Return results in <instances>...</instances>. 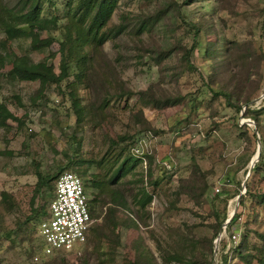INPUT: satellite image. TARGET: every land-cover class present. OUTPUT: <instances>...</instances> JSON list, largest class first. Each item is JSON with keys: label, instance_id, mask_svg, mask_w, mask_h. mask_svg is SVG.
Masks as SVG:
<instances>
[{"label": "rangeland", "instance_id": "rangeland-1", "mask_svg": "<svg viewBox=\"0 0 264 264\" xmlns=\"http://www.w3.org/2000/svg\"><path fill=\"white\" fill-rule=\"evenodd\" d=\"M26 1L0 0V9L16 11ZM170 1L177 8L171 5L150 31L136 33L138 20ZM184 2L117 0L107 28L125 30L97 50L83 48L88 61L82 79L73 78L72 64L67 80L38 93L37 82H9L4 77L9 63L0 67V104L19 119L0 128V264H219V241L214 243L219 222L221 254L244 232L248 248L256 246L255 232L264 233V203L247 196L245 186L250 194L264 190V167L248 173L261 147L264 159V111L258 128L243 114L246 106H264V0ZM64 3L41 4L43 17L58 19L48 32L31 31L39 39L53 38L47 48L30 51L28 40H6V51L32 62L46 60L58 74ZM71 82L86 111L80 123L67 96ZM176 97H183L179 105H153ZM120 152L154 161L156 189L145 184V158L119 180L127 210L117 214L123 226L113 229L115 243L105 240L98 248L90 239L81 251L51 257L38 252L34 211L45 206L48 211L50 199L44 188L36 195V173H60L69 161L75 170L87 169V180L90 174L107 178L102 164ZM142 187L151 199L139 208L132 197ZM87 192L96 200L93 220L99 222L107 205L98 202L97 191ZM234 214L239 218L231 228L233 243L223 225ZM227 264L244 263L229 253Z\"/></svg>", "mask_w": 264, "mask_h": 264}, {"label": "trees", "instance_id": "trees-1", "mask_svg": "<svg viewBox=\"0 0 264 264\" xmlns=\"http://www.w3.org/2000/svg\"><path fill=\"white\" fill-rule=\"evenodd\" d=\"M47 0H27L24 2L20 9L12 10L1 8L0 9V33L3 35V39L0 40V67L4 63H9L10 69L6 72L4 77L9 82H37L39 85V92H41L45 87L49 85H58V83L63 80H67L69 68L72 66L75 68L73 73L74 79H82L84 77L85 65L88 61V54L83 51L84 47H88L92 50H97L106 41L112 40L117 35L125 30L123 25L113 26L107 28L110 16L115 9L117 0H65V18L66 24L62 27L64 31L62 32L61 41L58 42V74L54 73L53 66L46 62V60L32 62L30 58L26 56L17 57L11 52H7V46L5 45L6 40L13 42L16 40H28V48L30 51H41L47 48L52 42L53 38L46 37L44 39H39L31 35V31H35L38 34L48 32L52 28L56 27L57 20L56 17L45 18L42 16L41 4ZM189 0H185L184 3ZM195 1V0H194ZM167 3H172L167 2ZM177 8L176 4H168L163 6L160 10L156 11L154 14L149 15L143 19L137 21L136 33L148 32L159 21L164 17L172 6ZM74 32V36L71 35ZM189 52H186V56ZM186 59V57H185ZM2 75V74H0ZM264 81V78H263ZM73 82L68 83L69 91L67 93L70 109L75 116V122L80 123L86 114L85 109L80 105L78 97L74 93ZM183 100V97H176L173 99H164L163 101L154 100L153 105L156 106H174L179 105ZM239 111V108H236ZM264 111V106L256 110H249L248 106L245 108L243 114L244 117L251 119L258 128V116ZM8 120L15 121L19 124V119L15 118L1 103L0 104V128L6 129ZM240 128V127H237ZM255 132L258 131L255 129ZM254 138V134L252 135ZM121 139V138H120ZM73 145L74 142H71ZM263 149L260 148L259 157L257 162L253 165L251 172L257 173L262 167H264L263 159ZM121 152L117 154L113 161H108L102 164L103 167L107 168L109 171V176L107 178L100 177L97 178L93 174H90V179L85 178L87 169L75 170L74 166H71L72 162L67 161V163L58 168L59 172L52 175L42 176L40 173H36V184L35 193L41 196V189L44 188L48 192V201L51 200L53 195V185L59 174L62 172H71L79 177L81 180L84 193L86 195V203L89 209V215L91 219H95L96 213H94L92 205L96 200L90 198V193L87 189H93L99 193V203L102 205H107L103 218L99 222H93L86 233L85 242L77 249V251L83 250L84 246L92 239L93 243L97 247H101L103 241L107 240L111 244L115 243L117 235L114 233L113 229L117 226H123V224L118 221L117 214L123 213L127 210V202L125 199V194L119 189V180L125 178V176L133 170L136 165L142 163V158L146 159L145 166L147 167L146 176H148V181L145 183L154 192L156 189V183L152 181V168L154 161L149 159L146 155L137 157L132 154H127L122 156ZM80 161V160H79ZM81 162V161H80ZM100 162L96 165L100 166ZM153 167V166H152ZM59 173V174H58ZM82 177V178H81ZM141 182V180H140ZM151 192V193H152ZM245 193L251 198H255L260 204L264 203V190L259 194H250L247 186H245ZM7 198L6 194L1 195V200ZM133 202L139 208L145 207L151 199V194L144 188H140L132 197ZM241 199V197H240ZM242 200H240L241 205ZM34 217L38 220V223L48 217L46 206L40 207L37 211H34ZM239 218L238 214H234L230 221L226 224L225 230L227 229L231 235V230L236 220ZM131 223V222H130ZM131 225V224H129ZM222 222H219L216 226V231L214 232V238L219 232V228ZM36 233V249L40 252V242ZM255 238L257 240L256 246H253V250L249 247L248 235L244 232L239 242L232 248H228L226 253L221 254L225 249V242L219 240L217 252L219 255V264H227V257L230 253L232 257L236 258L238 261L244 264H250L255 262V264H264V233L255 232ZM211 243V242H209ZM100 250V249H99ZM221 250V251H220ZM228 252V254H227ZM41 253V252H40ZM64 252H56L55 255L62 254ZM47 256V257H51ZM172 260H177L176 256L171 258ZM133 264H142L134 262Z\"/></svg>", "mask_w": 264, "mask_h": 264}, {"label": "built area", "instance_id": "built-area-1", "mask_svg": "<svg viewBox=\"0 0 264 264\" xmlns=\"http://www.w3.org/2000/svg\"><path fill=\"white\" fill-rule=\"evenodd\" d=\"M164 167L169 169V164ZM86 195L77 175L59 174L53 185V195L48 205V217L37 224L40 252L51 256L56 252L76 251L86 240V233L93 223L86 203ZM224 234V229H223ZM236 235H231L235 242Z\"/></svg>", "mask_w": 264, "mask_h": 264}, {"label": "water", "instance_id": "water-1", "mask_svg": "<svg viewBox=\"0 0 264 264\" xmlns=\"http://www.w3.org/2000/svg\"><path fill=\"white\" fill-rule=\"evenodd\" d=\"M258 157H259V150L256 151L254 158L250 161L249 168H248V173L251 171V169H252V167H253V163H254V161H255V160H258ZM238 198H239V196L237 197V199H238ZM231 217H232V216H230L229 219L225 222V224L223 225V228H224V227L226 226V224L230 221ZM220 236H221V231H219L218 236H217V238H216V240H215V242H214L215 245H217ZM214 248L216 249V246H215Z\"/></svg>", "mask_w": 264, "mask_h": 264}]
</instances>
